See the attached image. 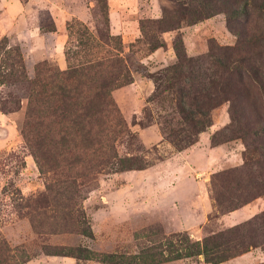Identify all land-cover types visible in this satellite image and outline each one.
<instances>
[{"label":"rangeland","instance_id":"rangeland-1","mask_svg":"<svg viewBox=\"0 0 264 264\" xmlns=\"http://www.w3.org/2000/svg\"><path fill=\"white\" fill-rule=\"evenodd\" d=\"M180 3L0 0V264H207L205 238L264 209V197H247L246 143L224 130L230 104L195 133L165 89L169 67L182 65L186 84L216 68L214 47L238 45L222 13L170 28ZM248 13L241 55L264 76V0ZM240 101L244 124V90ZM227 202L240 207L223 215ZM244 229L245 241L260 238ZM253 251L231 264H264V248Z\"/></svg>","mask_w":264,"mask_h":264},{"label":"trees","instance_id":"trees-1","mask_svg":"<svg viewBox=\"0 0 264 264\" xmlns=\"http://www.w3.org/2000/svg\"><path fill=\"white\" fill-rule=\"evenodd\" d=\"M180 1L178 0V3ZM251 1L192 0L180 3L178 11L172 15L174 24L172 26L171 23L170 28L176 25L175 28L178 29L182 22L196 24L202 19L222 13L226 18L228 30L238 37V45L235 47H214L212 50L214 52H211L208 57L216 68L214 70L207 68L208 72L204 71L203 73L198 72V69L197 71L189 72L185 76L188 77L186 84L182 74L179 72L182 66L179 63L169 67L165 71L163 78L169 82L165 86L166 90L171 93H179L177 96V110L184 122L191 128V131L195 133L208 130L210 126L209 109L221 103L227 102L230 104L232 123L226 126L224 130L232 128L231 132L237 134L234 137L242 139L246 143L242 168L246 170V173H251L256 179L255 183L250 186L251 190H248L247 197H252L255 194L264 197V76L252 56L241 55V40H239L241 34H243L239 26L241 22L248 20ZM260 1L262 2V0ZM168 20L171 21L169 17ZM166 22V17L158 20L159 24ZM159 47L155 45L153 50ZM176 54L178 55L177 52ZM179 61H182V59ZM179 82L187 85L188 89L175 88ZM243 90L249 98L250 106L253 108V118H249L244 124L233 116L235 108L240 107V96ZM252 90H255V92L252 93ZM185 100L186 102H184ZM185 104L189 107L188 110L185 109ZM260 137H262V141L259 140L261 139ZM255 138L260 142H257ZM168 139L177 144V136L168 135ZM211 140L214 145L220 143L214 142V136H212ZM256 156L260 160L256 159ZM253 168H257L260 171H253ZM213 200L218 206L223 205L217 196L213 197ZM246 204L248 202L243 204V206ZM236 205L237 203L235 204L234 202L225 203L224 208L227 211L223 215L237 210L240 206L236 207ZM250 225H254L255 231L259 230L256 235L260 238L245 241L243 233L247 230L244 228ZM225 234L211 237V239L205 238L197 255H202L207 264H221L251 250L264 248V209L255 215L252 220L228 228ZM213 236H215V233Z\"/></svg>","mask_w":264,"mask_h":264},{"label":"crops","instance_id":"crops-1","mask_svg":"<svg viewBox=\"0 0 264 264\" xmlns=\"http://www.w3.org/2000/svg\"><path fill=\"white\" fill-rule=\"evenodd\" d=\"M248 206V205H247ZM255 250V249H254ZM254 251L253 250H251V251H249L248 253H245V254H243V255H241V256H238V257H235V258H233V259H230V260H228V261H226V262H224V263H222V264H231V263H235V262H239V261H241L242 259H246V258H250V260L249 261H251V260H253V257H254ZM260 253H262V252H260ZM64 264H72L70 261H66V262H64Z\"/></svg>","mask_w":264,"mask_h":264}]
</instances>
